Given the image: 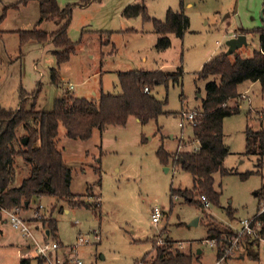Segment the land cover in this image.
<instances>
[{
  "label": "rangeland",
  "instance_id": "rangeland-1",
  "mask_svg": "<svg viewBox=\"0 0 264 264\" xmlns=\"http://www.w3.org/2000/svg\"><path fill=\"white\" fill-rule=\"evenodd\" d=\"M56 2L60 8L73 5L67 33L75 43V52L59 66L50 41L30 40L20 45L18 31L36 26L51 33L61 22L38 24L37 0H0L2 107L15 109L20 89L27 94V107L34 102L35 110L49 111L66 93L96 101L101 91L120 93L117 72L181 69L182 75L178 82L169 80L150 91L164 102L165 113L147 123L130 116L124 126L93 129L87 140L68 138L59 124L56 145L71 169L70 191L88 206H70L43 196L17 215L39 243H43L45 229L40 219H55L57 237L63 244L60 253H66L69 264L75 260L81 264H140L143 260L152 264L153 244L168 245L166 239L172 252L191 255L194 264H216V246L208 237L210 223L236 230L241 220L252 218L264 204L258 195L264 192V157L259 167L257 146L247 153L245 134L247 128L264 127L260 83L238 84L239 111L223 120V141L229 152L223 162L227 173L213 175L218 204L209 202L204 207L194 191L193 176L172 158L164 166L156 152L161 146L170 154L195 147L192 126L178 123L182 111L201 110L207 80H198L196 75L205 62L227 52V41L242 30L246 43L231 58H249L259 49L257 29L264 25L260 15L264 0H96L86 7L79 6L80 0ZM141 2L150 17L161 21L169 9L182 12L188 19L183 35L169 34V47L157 50L159 35L152 22L141 16H123L127 5ZM53 68L58 72L57 85L51 82ZM18 133L22 134L21 128ZM14 167L13 186H19L30 175L31 166L17 156ZM175 190L192 191L193 202L179 193L174 195ZM38 205H42L40 216L34 218ZM154 206L163 211L156 224L151 221ZM228 207L233 211L232 220L226 214ZM80 237L83 243H79ZM27 243L34 245L0 212V264H19L28 254L24 253ZM70 246L77 250L69 251ZM249 248H234L226 263L264 264V241ZM36 262L30 254L29 264Z\"/></svg>",
  "mask_w": 264,
  "mask_h": 264
},
{
  "label": "trees",
  "instance_id": "trees-1",
  "mask_svg": "<svg viewBox=\"0 0 264 264\" xmlns=\"http://www.w3.org/2000/svg\"><path fill=\"white\" fill-rule=\"evenodd\" d=\"M80 1L79 6L86 7L96 0ZM37 2L38 24L42 21H58L61 25L51 33L36 26L30 30L18 31L19 43L22 45L30 40L38 43L50 41L55 48L54 54L59 66L75 52V43L67 33L73 5L68 4L60 8L56 0ZM122 13L125 18L141 16L143 21L152 22L154 31L159 35L156 42L157 50L168 48L170 45L168 35L181 37L188 24V19L182 12L171 9L167 10L164 21L152 18L147 14L146 6L142 2L127 5ZM257 31L260 45L251 57L241 58L236 55L231 58V54L222 52L205 62L197 73L198 80H207L202 107L192 126L193 140L199 143L198 149L170 154L161 146L156 152L164 166H167L169 159L172 158L175 165H180L183 170L190 173L195 179L194 191H198L199 197L204 196L213 204H218L219 198V193L214 188L213 175L217 172L227 173L223 162L229 151L223 141V120L239 111L236 104L237 85L244 81L259 82L264 90V25ZM245 33L244 30L240 32L244 35ZM181 75V69L174 72L163 70L117 72L120 93L101 91L97 101L66 93L55 100L53 108L49 111L35 110L34 102L27 107V94L20 89V99L15 109H6L0 105V208L18 212L27 209L32 200L43 196H53L70 206H88L70 191L71 169L66 165L62 152L56 145L59 124L65 128L68 138L87 140L93 129L103 131L111 125L124 126L130 116L141 123H147L165 113L164 102L151 95L150 91L156 85L167 84L169 80L178 82ZM58 78L57 69H51V82L57 85ZM145 88L149 91L145 92ZM232 100L234 104H230ZM19 128L22 129V134L18 133ZM245 134L246 151L249 153L253 145L257 146L258 166L261 167V159L264 157V127L256 131L247 128ZM24 139L26 142H23ZM17 156L31 166V171L19 186H13L16 174L14 163ZM246 175L248 173L243 177ZM174 193L181 194L189 203L193 202V192L190 190H175ZM258 195L264 198V192ZM25 202L28 204L25 205ZM226 214L229 219H233V211L229 207ZM253 218L260 223L256 235L239 236V246L246 250L264 241V211L255 214ZM40 220L45 227L42 232L43 239L56 242L61 250L63 244L57 237L56 220L52 217ZM236 236V230L220 223H210L208 237L210 241H216L218 261L225 255ZM165 241L170 244L167 239ZM168 245H159L157 242L153 244L155 257L152 264H194L191 255L179 251L172 252ZM34 258L36 264H43L41 259ZM29 260L30 257L23 256L19 264H29ZM141 263H145L144 260Z\"/></svg>",
  "mask_w": 264,
  "mask_h": 264
},
{
  "label": "built area",
  "instance_id": "built-area-1",
  "mask_svg": "<svg viewBox=\"0 0 264 264\" xmlns=\"http://www.w3.org/2000/svg\"><path fill=\"white\" fill-rule=\"evenodd\" d=\"M71 87V86H70ZM145 92L149 90L147 88L144 89ZM243 96V95H242ZM199 112L196 110L191 111H182L180 113V121L178 125L183 127L185 124H190L193 126L195 124L196 118ZM195 147L192 150H197L199 147V143L197 141L194 142ZM203 205L205 207L209 206V202L206 200L204 196L200 197ZM42 208V205H38V207L34 211V218L38 217L39 209ZM264 211V204H261L259 211L257 214H260ZM0 212L7 216L8 220H10V224L13 228L18 229L21 235L26 239H31L34 242V245L30 244L31 255L39 258L43 261V264H69L67 256L63 253H60V248L57 243L51 241L50 239L44 240L43 243H39L32 235L28 227L25 225V221L22 220L16 212H12L10 210L0 208ZM163 215V211L154 206L151 209V221L153 224H156L160 221ZM260 223L255 221L254 218L244 219L240 221V227L236 229L237 236L232 240L230 247L226 250L225 255L216 262V264H227L226 260L229 256H231L234 248L239 247V236L243 235H252L255 236L257 233V229L259 228ZM84 240L80 237L79 243H83ZM211 245L216 246V241L211 240ZM77 250V246H70L69 251L75 252ZM30 254H25V257H30ZM73 264H81V261L75 260ZM145 264V263H140Z\"/></svg>",
  "mask_w": 264,
  "mask_h": 264
},
{
  "label": "water",
  "instance_id": "water-1",
  "mask_svg": "<svg viewBox=\"0 0 264 264\" xmlns=\"http://www.w3.org/2000/svg\"><path fill=\"white\" fill-rule=\"evenodd\" d=\"M264 8L261 10V19L262 22L264 24ZM246 43V38L244 34H239L233 38H231L230 40L227 41V46H228V54H233L237 49H239L240 47H242L244 44ZM23 142H26V139L23 140ZM165 170H168V168H165ZM28 202H25V205H27ZM46 233L48 234V231H46Z\"/></svg>",
  "mask_w": 264,
  "mask_h": 264
},
{
  "label": "crops",
  "instance_id": "crops-1",
  "mask_svg": "<svg viewBox=\"0 0 264 264\" xmlns=\"http://www.w3.org/2000/svg\"><path fill=\"white\" fill-rule=\"evenodd\" d=\"M9 6H10V5H9ZM5 219H6V218H5ZM30 246H31L30 243H27V244H26V249H27V251H24V253H25V252H28V254L31 253V251H30ZM24 253H23V254H24ZM21 256H23V255H21Z\"/></svg>",
  "mask_w": 264,
  "mask_h": 264
}]
</instances>
